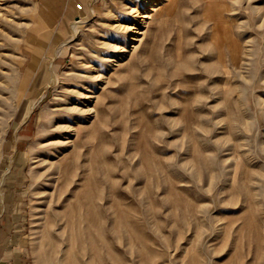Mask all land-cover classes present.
Wrapping results in <instances>:
<instances>
[{
  "label": "rangeland",
  "instance_id": "obj_1",
  "mask_svg": "<svg viewBox=\"0 0 264 264\" xmlns=\"http://www.w3.org/2000/svg\"><path fill=\"white\" fill-rule=\"evenodd\" d=\"M2 257L264 264V0H0Z\"/></svg>",
  "mask_w": 264,
  "mask_h": 264
},
{
  "label": "crops",
  "instance_id": "obj_2",
  "mask_svg": "<svg viewBox=\"0 0 264 264\" xmlns=\"http://www.w3.org/2000/svg\"><path fill=\"white\" fill-rule=\"evenodd\" d=\"M71 0H68V2L70 3ZM73 3L71 2V7L68 8L67 12H69L70 10L73 9ZM15 263V262H14ZM13 261L10 260V257H2L0 258V264H14Z\"/></svg>",
  "mask_w": 264,
  "mask_h": 264
},
{
  "label": "bare ground",
  "instance_id": "obj_3",
  "mask_svg": "<svg viewBox=\"0 0 264 264\" xmlns=\"http://www.w3.org/2000/svg\"><path fill=\"white\" fill-rule=\"evenodd\" d=\"M229 43H230V45H231V47H232V49H233V56L236 57V55H237V50H236V48H237V43H236L235 40H233L232 37L230 38Z\"/></svg>",
  "mask_w": 264,
  "mask_h": 264
},
{
  "label": "built area",
  "instance_id": "obj_4",
  "mask_svg": "<svg viewBox=\"0 0 264 264\" xmlns=\"http://www.w3.org/2000/svg\"><path fill=\"white\" fill-rule=\"evenodd\" d=\"M77 6H78V8H82V4H80V3Z\"/></svg>",
  "mask_w": 264,
  "mask_h": 264
}]
</instances>
